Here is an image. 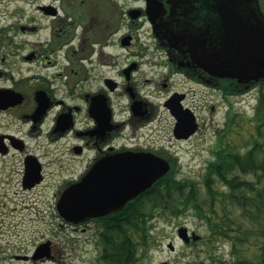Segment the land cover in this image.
<instances>
[{
	"label": "flooded vegetation",
	"instance_id": "flooded-vegetation-1",
	"mask_svg": "<svg viewBox=\"0 0 264 264\" xmlns=\"http://www.w3.org/2000/svg\"><path fill=\"white\" fill-rule=\"evenodd\" d=\"M218 5L219 0H0V77L5 79L0 84V264H10L12 258L56 259L52 238L34 244L29 255L25 249L11 254L12 181L25 192L51 190L47 202L60 216L63 191L95 165L101 166L100 173L84 180L86 190L98 182L120 188L119 171L139 166L138 155L160 156L171 165L167 173L177 171L176 143L211 128L206 117H199V108L215 112L227 103L228 119L256 88L262 97L264 77L249 78L253 74L243 71L239 80L214 73L222 61L218 55L228 39L234 41L237 28L223 25ZM259 5L264 15V0ZM196 6L203 8L205 24L192 21ZM194 29L198 37L191 42ZM126 47L131 51L122 53ZM154 47L158 56L148 54ZM60 78L67 80L66 89L56 85ZM163 91L171 132L154 100ZM214 94L222 101L208 104L206 96ZM120 97L124 105H118ZM175 107L191 119L183 129H176ZM163 177L117 210L79 223L61 217L63 224L76 230L83 225L86 241L103 251L106 223L121 220L140 198L147 208L149 199L142 197L161 186ZM157 214L161 212L145 213L143 220L153 222ZM43 242L49 243L51 255L36 259Z\"/></svg>",
	"mask_w": 264,
	"mask_h": 264
},
{
	"label": "trees",
	"instance_id": "trees-1",
	"mask_svg": "<svg viewBox=\"0 0 264 264\" xmlns=\"http://www.w3.org/2000/svg\"><path fill=\"white\" fill-rule=\"evenodd\" d=\"M255 109L248 126L241 120L239 129V113L228 117L216 135L213 158L196 179L171 171L161 186L142 197L149 199V208H143L140 198L121 220L107 222L101 261L137 264L154 227L143 220L145 213L176 218L191 211L206 226L203 238L211 247L229 243L231 264H264V91ZM216 256L211 264H217Z\"/></svg>",
	"mask_w": 264,
	"mask_h": 264
},
{
	"label": "rangeland",
	"instance_id": "rangeland-1",
	"mask_svg": "<svg viewBox=\"0 0 264 264\" xmlns=\"http://www.w3.org/2000/svg\"><path fill=\"white\" fill-rule=\"evenodd\" d=\"M3 15L0 14V22H3ZM145 38L152 40L150 36ZM141 48H138L140 50ZM156 50L154 47L153 51ZM131 51L129 47L123 48L122 53ZM148 53L150 56H158L154 51ZM129 54V53H128ZM155 74V73H154ZM152 74L151 76H153ZM5 79L0 77V84H4ZM57 86L66 89L67 80L63 78L58 79ZM264 91V87H261ZM254 93V92H253ZM251 96L259 97V89L256 88L255 93ZM250 97V96H249ZM249 97L245 98L242 103L236 104L238 111L237 119L244 121V126H248L250 119L254 118L256 110L253 105L248 104ZM165 98V91L162 95L155 96L154 100L158 104L159 111L157 114L162 117V121L166 125L165 130L171 132L172 119L169 114L164 110L162 103ZM208 98V104L214 103V101H222L221 96L214 94L213 97L206 96ZM197 102H203V98H196ZM218 101V102H219ZM118 105H124V100L120 97L118 99ZM216 103V102H215ZM228 108L227 103L217 106V109L209 111L208 108H199L198 113L200 118H207V126L211 124V128H206L204 134L198 133L193 136L188 142L176 143L177 149L176 157H178L176 166L178 169V175L181 177L188 176L196 179L208 162L213 158L212 147L217 142V133L224 129L226 119V111ZM236 124L237 129L242 127ZM243 126V127H244ZM250 129V125H249ZM246 132V128L243 129ZM237 137L235 133L232 135ZM8 187V185H6ZM21 186L16 185L12 181L10 185V250L11 254L17 249H21L24 252L25 249L31 254L34 244H37L41 239L52 238L56 241L57 251L56 259L52 261H34L12 258L10 264H107L99 261L100 254L99 246L94 245L91 240L86 241L87 233L83 232L82 226L76 230L72 225L63 224V219L56 214L55 206H50L47 202L50 199L51 190L41 195L38 189L33 191H22ZM18 193H15V191ZM1 199V197H0ZM35 205V210L31 209L32 205ZM151 205L149 204L147 208ZM154 227L151 230V239L148 247L140 254V260L137 264H160L165 260H170L174 264H211L213 261V254H216L217 260L222 258V261L217 264H231L230 263V246L227 241L222 244H217L211 247L208 241H204L207 229L201 221L194 216L191 211H186L183 216L176 218L164 217L162 214H157L153 217ZM186 226L189 230L196 231L201 237L192 243H186L178 236V228ZM192 232V231H191ZM58 236V238H57ZM76 237L74 241L70 239ZM66 239V243L61 245L62 240ZM173 242L175 250L172 251L168 247V243ZM73 245V247H72ZM74 248V249H73Z\"/></svg>",
	"mask_w": 264,
	"mask_h": 264
},
{
	"label": "water",
	"instance_id": "water-1",
	"mask_svg": "<svg viewBox=\"0 0 264 264\" xmlns=\"http://www.w3.org/2000/svg\"><path fill=\"white\" fill-rule=\"evenodd\" d=\"M218 7L219 13L223 18V25L228 27L230 24H236L237 28L234 41L231 42L228 39L226 49L218 55V59L222 58V61L218 64L220 68L218 66L214 67V73L222 77L233 76L239 78L245 71L253 74L249 78H263L264 15H262L259 0H219ZM192 9L193 13L191 14L190 12L194 16L192 21L198 24H205L203 8L196 6ZM195 37H198V33L194 29L190 31L191 42H195ZM200 46L203 47L202 42ZM239 80L241 79L239 78ZM172 113L178 120L176 129H183L191 122L187 114L182 110L176 109V107L172 109ZM192 132H195V128L192 129ZM135 160L139 162V166H132L130 172L119 171V176L122 178V186L120 188L118 186H109L108 183L98 182L91 186L89 190H86L84 180L87 181L89 177L98 176L100 173L99 168L101 166L95 165L90 174L84 179L64 190L58 201V212L60 215L68 222H76L117 210L128 200L146 190L171 168L170 163L166 159L160 158V156L138 155ZM144 160L150 163L147 165L140 164ZM126 176H129L128 181H125L124 177ZM125 184H129V186L124 187ZM178 235L185 242H189L191 239L198 240L201 237L196 231H193L190 235L189 228L186 226H181L178 229ZM168 247L170 250H175L173 242L168 243ZM40 248L41 253L34 255V258L50 257L48 242L41 244L38 249ZM160 264L173 263L164 260Z\"/></svg>",
	"mask_w": 264,
	"mask_h": 264
}]
</instances>
